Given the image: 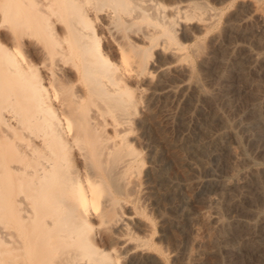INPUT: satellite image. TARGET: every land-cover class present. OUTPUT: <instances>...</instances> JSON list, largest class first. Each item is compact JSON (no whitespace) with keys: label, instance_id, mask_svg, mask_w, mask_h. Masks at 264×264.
<instances>
[{"label":"bare ground","instance_id":"obj_1","mask_svg":"<svg viewBox=\"0 0 264 264\" xmlns=\"http://www.w3.org/2000/svg\"><path fill=\"white\" fill-rule=\"evenodd\" d=\"M254 9L264 27V1ZM217 16L196 0H0V264L162 255L135 207L146 165L136 126L160 141L142 104L150 89L175 87L186 58L178 27ZM155 170L158 195L167 183H153ZM197 214L206 227L223 224ZM212 230L195 241L209 243Z\"/></svg>","mask_w":264,"mask_h":264},{"label":"rangeland","instance_id":"obj_2","mask_svg":"<svg viewBox=\"0 0 264 264\" xmlns=\"http://www.w3.org/2000/svg\"><path fill=\"white\" fill-rule=\"evenodd\" d=\"M196 1L217 19L178 27L186 58L168 81L175 87L150 89L142 104L160 141L142 123L134 140L146 164L135 207L150 217L162 255L132 252L121 264H264V27L254 9L264 0ZM151 169L161 176L153 183H169L162 194L149 190ZM200 210L215 212L221 227L204 226ZM208 228L213 239L198 244Z\"/></svg>","mask_w":264,"mask_h":264}]
</instances>
